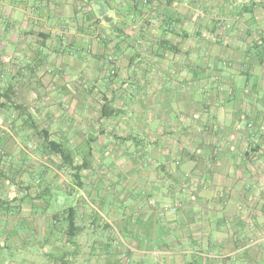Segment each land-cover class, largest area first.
Wrapping results in <instances>:
<instances>
[{
	"label": "crops",
	"instance_id": "crops-1",
	"mask_svg": "<svg viewBox=\"0 0 264 264\" xmlns=\"http://www.w3.org/2000/svg\"><path fill=\"white\" fill-rule=\"evenodd\" d=\"M0 95V264H219L156 253L224 248L229 215L264 234V0H0ZM200 211L207 238L160 242Z\"/></svg>",
	"mask_w": 264,
	"mask_h": 264
},
{
	"label": "rangeland",
	"instance_id": "rangeland-1",
	"mask_svg": "<svg viewBox=\"0 0 264 264\" xmlns=\"http://www.w3.org/2000/svg\"><path fill=\"white\" fill-rule=\"evenodd\" d=\"M199 11H201L204 15V11L199 9ZM99 97V95H98ZM4 104H1L0 102V109L4 110V108H6L5 106H2ZM11 113H18L19 112V107L18 106H12L11 107ZM30 123V122H29ZM30 125H32V122L30 123ZM14 140L13 138H9V140ZM42 140V135L41 136H37L36 134L32 133L30 135H28L27 137H21L19 138V144L21 147L20 150L22 151L23 155L25 157H28L27 162L30 161H35L36 157H41L44 159V155L43 153L39 152L38 145L41 143ZM74 157L76 159H78V156L76 154H74ZM42 159V160H43ZM45 161H49V158L44 159ZM31 163V162H30ZM59 173L60 175H58L60 178H62V182H61V187L63 188L64 186H66V184L70 183H74L77 184L79 182V174L80 173L78 169H73L70 167V169L72 170H67L65 169V165H63V163L61 162L60 158H59ZM3 168H0V177H2V170ZM76 174V175H75ZM69 182H68V180ZM25 186H23L24 188ZM76 195H80V194H76ZM192 196V194L190 195ZM81 195L80 198H78L76 200V202H82L81 201ZM194 199V197H193ZM196 199V198H195ZM8 208H12L13 211H15L14 213H16L17 211H20L21 208H23L25 205L24 203H20L17 200L16 201H12V202H6L4 203ZM22 204V206H21ZM31 204H34V202H31ZM240 205V203H237L236 206ZM241 206V205H240ZM180 207V203L176 204V205H167L165 203H158L156 202L154 199L150 200V205L149 208L151 210H158L160 212H162L163 215V222H165L166 220H168V217L164 214V213H175L177 212V208ZM29 208V206L27 207ZM81 208L82 204H81ZM228 210V209H227ZM241 210V207H240ZM204 212L200 211L199 212V218L197 216V218H186L184 220L186 227H182V225H180L179 227H177V229H175L176 231H173L171 233V237H168L169 235L161 233L160 235V242L162 243H172L174 241L175 242H179L181 244H186L188 245L189 243H197L198 242V238L199 237H208V231L210 229V223L208 222V218L205 219ZM217 214V213H214ZM14 216V214L12 215ZM10 216L11 219H13L14 217ZM241 216V213H240ZM244 218L246 219V217L244 216ZM248 219V217H247ZM14 220V219H13ZM87 219H79V221L81 223L89 224L86 222ZM140 220H143L142 218H140ZM238 218L233 217L230 218H222V222L223 225L216 227L215 229H217L218 233H217V240L220 242H224L225 245L228 244L227 246H225L222 249H217V250H199L198 248L196 249H192L191 251H189L188 249H180V250H160L159 254L156 253V255H175L178 254L179 257H182V255H188L186 256L187 258H191L190 255L194 254L197 257V261L199 260H205V261H218L219 264H264V244H261L262 241H264L263 237L264 234H259L256 232H245V228H243V233H242V229H240L241 233L239 235H237V228H235V224L233 225V222H237ZM97 221V219L95 218V222ZM230 221H233L232 224L230 223ZM142 224H140L141 227ZM60 227H62V225H59ZM253 226V225H252ZM65 227V226H64ZM67 227V225H66ZM142 228H144L142 226ZM154 228V227H153ZM157 232V229L155 230V228L152 231V234L155 236ZM61 238V235H58ZM240 238V239H236V238ZM214 238V237H213ZM239 240V241H244V243L247 245L245 248H241V249H233V245H235V242ZM247 240V241H246ZM0 241H3V238L0 239ZM237 241V243L239 242ZM246 241V242H245ZM232 247V249L230 248ZM164 251V252H163ZM169 252V254H168ZM171 252V253H170ZM175 252V253H174ZM166 257V256H164ZM195 257V258H196ZM123 258V257H122ZM125 258V257H124ZM175 258V257H174ZM178 258V257H177ZM245 261V263L243 262V260ZM247 259H249L247 261ZM125 261H127L125 259Z\"/></svg>",
	"mask_w": 264,
	"mask_h": 264
},
{
	"label": "trees",
	"instance_id": "trees-1",
	"mask_svg": "<svg viewBox=\"0 0 264 264\" xmlns=\"http://www.w3.org/2000/svg\"><path fill=\"white\" fill-rule=\"evenodd\" d=\"M2 96V95H0ZM44 134V145L53 154L58 155L63 165L73 169H79L78 166L73 165V160L61 142L48 139L46 131H41ZM76 175V174H75ZM65 219L67 221L68 230L71 232L77 231L78 227L74 225L75 210L73 207H68L65 211Z\"/></svg>",
	"mask_w": 264,
	"mask_h": 264
},
{
	"label": "built area",
	"instance_id": "built-area-1",
	"mask_svg": "<svg viewBox=\"0 0 264 264\" xmlns=\"http://www.w3.org/2000/svg\"><path fill=\"white\" fill-rule=\"evenodd\" d=\"M202 15H203V13L201 11H199V10H197L195 12V17H201ZM108 61H113V58L109 57L108 58ZM114 73H115V67L112 66L111 69H110V71H109V75H113Z\"/></svg>",
	"mask_w": 264,
	"mask_h": 264
}]
</instances>
